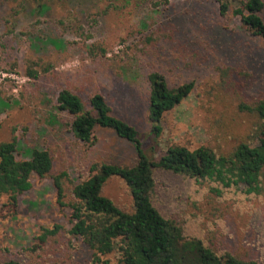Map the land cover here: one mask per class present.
Masks as SVG:
<instances>
[{
    "label": "rangeland",
    "instance_id": "obj_1",
    "mask_svg": "<svg viewBox=\"0 0 264 264\" xmlns=\"http://www.w3.org/2000/svg\"><path fill=\"white\" fill-rule=\"evenodd\" d=\"M39 5L45 10L38 12ZM90 42L106 47L104 58H89ZM262 46L241 29L237 16L220 15L216 0H0V143L14 129L18 159L26 158L30 148L47 150L54 172L67 173V200L73 185L90 176L92 164L133 166L136 154L130 143L107 130H97L91 145L75 139L71 117L56 109L57 93L70 90L86 109L89 99L101 94L112 113L139 132L149 152L146 77L157 71L170 86L193 84L189 97L164 116L160 143L225 149L247 120L218 86L217 68H233L238 84L246 78L245 96L264 95ZM30 60L50 70L29 79ZM30 181L16 208H3L0 264H94L90 250L69 234V210L57 204L51 181ZM103 195L130 209L121 180H109ZM152 202L163 217L182 226L185 236L201 239L218 254L264 263V195L157 171ZM56 226L57 234L38 240L43 229ZM105 259L115 260L113 255Z\"/></svg>",
    "mask_w": 264,
    "mask_h": 264
},
{
    "label": "trees",
    "instance_id": "obj_2",
    "mask_svg": "<svg viewBox=\"0 0 264 264\" xmlns=\"http://www.w3.org/2000/svg\"><path fill=\"white\" fill-rule=\"evenodd\" d=\"M216 3L219 14L231 12L237 16L241 29L259 39L264 51V1L216 0ZM36 10L42 12L45 7L39 5ZM147 41L153 39L148 37ZM86 49L91 59L104 58L107 53L106 47L98 42H90ZM43 66L30 60L26 77L35 80L48 73L50 68ZM37 67L40 69L36 70ZM217 71L218 86L234 99L236 113L247 120L244 130L227 142L225 149L200 146L190 150L160 143L164 116L189 97L192 83L170 86L161 73H148L147 122L151 155L144 148L139 132L115 116L101 94H94L86 109L76 94L68 89L60 90L55 106L71 117L70 132L75 139L91 145L96 140L97 130L111 131L134 147L135 164H92L90 176L73 185L66 200L67 173H55L50 153L39 147L30 148L26 158L18 159V142L13 129L9 140L0 143V219L5 217L4 207L16 208L17 197L31 188L32 177L49 179L57 204L69 210L72 224L69 234L90 250L94 264H264L229 252L218 254L201 239L185 236L182 226L174 219L163 217L152 202L157 171L182 175L196 182L215 183L222 189L233 188L246 195H264V95L250 98L242 94L245 77H250L248 72L235 70L238 76L245 78L244 83L238 84L232 79L233 68L218 67ZM111 179L121 180L127 186L131 199L128 211L103 195V188ZM213 191L221 193L217 188ZM58 230V226L43 229L38 240L43 242ZM110 255L114 256L113 262L105 259ZM1 264L20 263L7 260Z\"/></svg>",
    "mask_w": 264,
    "mask_h": 264
}]
</instances>
